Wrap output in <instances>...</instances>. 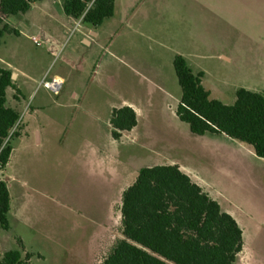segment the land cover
Returning a JSON list of instances; mask_svg holds the SVG:
<instances>
[{
    "label": "rangeland",
    "instance_id": "obj_1",
    "mask_svg": "<svg viewBox=\"0 0 264 264\" xmlns=\"http://www.w3.org/2000/svg\"><path fill=\"white\" fill-rule=\"evenodd\" d=\"M1 18L0 29L7 24ZM88 27L75 22L60 53L45 58L50 77L24 95L10 91L20 137L0 170L12 199L11 229L0 226V263L21 250L32 264H99L123 238V190L144 167L178 165L242 228L236 264H264V159L225 135L191 133L176 115L182 90L174 68L183 56L225 105H234L241 88L264 93V0H116L114 17L99 29L102 45L81 42ZM4 41L0 55L18 65L45 51L23 39L15 55L9 50L18 40ZM73 53L97 66L94 81L65 66ZM59 72L65 83L54 95L44 84ZM124 101L138 125L114 141L110 112Z\"/></svg>",
    "mask_w": 264,
    "mask_h": 264
},
{
    "label": "trees",
    "instance_id": "obj_2",
    "mask_svg": "<svg viewBox=\"0 0 264 264\" xmlns=\"http://www.w3.org/2000/svg\"><path fill=\"white\" fill-rule=\"evenodd\" d=\"M43 0H0L2 18L26 14ZM68 17L101 27L115 15L116 0H62ZM7 33L0 29V47ZM174 68L182 90L176 115L197 136L218 135L250 146L264 159V93L241 88L234 105L212 99L204 85V72H195L176 55ZM14 88L12 71L0 62V170H5L20 137L15 130L21 114L8 104ZM115 140L138 125L133 108L114 109L110 120ZM11 193L0 181V226L11 229ZM121 235L100 264H236L244 249V232L237 220L178 165L142 168L136 181L122 194ZM32 255L6 252L0 264H32Z\"/></svg>",
    "mask_w": 264,
    "mask_h": 264
},
{
    "label": "crops",
    "instance_id": "obj_3",
    "mask_svg": "<svg viewBox=\"0 0 264 264\" xmlns=\"http://www.w3.org/2000/svg\"><path fill=\"white\" fill-rule=\"evenodd\" d=\"M61 1L62 0H59V4L61 7L60 9L56 5L53 6V4H56V0H43L41 2L34 3L32 5L31 10L27 12L26 14L12 16L15 18H18L19 16H23L21 17V19H18V22L16 25H13L9 22L11 17L6 18L7 25L10 27L11 33L6 34L5 37L7 36H10L12 38L15 37L18 40V41L11 42V45H10L11 49L9 50L10 53H15L16 55L17 51L20 52L22 47L19 41L23 39L31 42L37 48L45 47V51L43 52L40 51L39 56L32 57L30 55L28 56L27 54H25L27 56H25L24 63L20 65L15 64V62H10V60H8L6 56L0 55V62L2 66L12 71L13 75H15V77L13 78L14 88H9L7 90L8 104L9 106L13 108H16V107L13 106L10 101V97H9L10 91L15 90L16 89L15 86H16L17 87L16 90L23 94L24 91L27 92L28 90H30L33 87V85H35L38 81L44 80L45 77H50L48 76V70H47L48 68L44 60L47 56L54 57L60 53L64 45L63 43L66 40V36L69 34L70 27L75 22L77 23L78 21L71 17H68L65 14L63 3ZM101 27L93 28L89 26L88 29L85 31V33L82 35L81 42H84L85 44L86 42H88V44L86 45L89 48H93L94 46H97V45H102V43L106 39V32L104 30L99 31ZM90 34L93 36L92 38L89 37ZM5 37L2 40V46L0 47V50L2 47L7 46L6 42L4 41ZM34 40H37L38 43H35ZM106 48L108 49V47ZM221 57L223 60L231 61V58L225 54H222ZM64 64L69 70H71L74 74H76V76L83 78L85 80L94 81L93 77L96 76V73L94 75L93 71L97 69V66L93 64L90 58H87V57L85 58L84 56L73 53L71 57L65 58ZM58 79H62L63 85H64L65 78L63 74H61L60 72L53 74L52 81L46 80L45 82L50 83ZM73 95L75 98V102L78 103L76 99L80 98V96H78L77 93H74ZM125 105H128V103L124 101L122 102L121 106H117V107L122 108V107H125ZM128 106L133 108L130 104ZM117 107L115 106L112 107L111 112H110L111 117H112L113 110L116 109ZM110 120H109V125H108L109 127H111ZM111 131H113V128ZM36 135H39V140L37 144L40 145L42 142L41 132L37 130ZM113 140L116 141L114 137H113ZM13 154H14V151H13ZM13 154L11 156V160H12ZM92 156L95 161L96 147L95 149H93ZM11 160L9 162V165L11 163ZM94 170H95V166H94ZM126 189H124L123 192ZM121 202H122V199H121ZM11 210H12V202H11Z\"/></svg>",
    "mask_w": 264,
    "mask_h": 264
},
{
    "label": "built area",
    "instance_id": "obj_4",
    "mask_svg": "<svg viewBox=\"0 0 264 264\" xmlns=\"http://www.w3.org/2000/svg\"><path fill=\"white\" fill-rule=\"evenodd\" d=\"M35 43H38L37 40H34ZM48 89H50V91L54 94V95H58L62 85H63V81H57L54 80L53 82H45L44 84Z\"/></svg>",
    "mask_w": 264,
    "mask_h": 264
},
{
    "label": "bare ground",
    "instance_id": "obj_5",
    "mask_svg": "<svg viewBox=\"0 0 264 264\" xmlns=\"http://www.w3.org/2000/svg\"><path fill=\"white\" fill-rule=\"evenodd\" d=\"M57 81H62V79H58Z\"/></svg>",
    "mask_w": 264,
    "mask_h": 264
},
{
    "label": "water",
    "instance_id": "obj_6",
    "mask_svg": "<svg viewBox=\"0 0 264 264\" xmlns=\"http://www.w3.org/2000/svg\"><path fill=\"white\" fill-rule=\"evenodd\" d=\"M15 77V75H13V78Z\"/></svg>",
    "mask_w": 264,
    "mask_h": 264
}]
</instances>
